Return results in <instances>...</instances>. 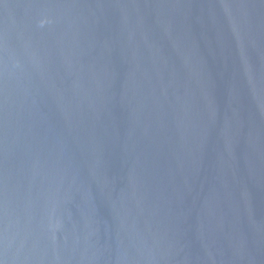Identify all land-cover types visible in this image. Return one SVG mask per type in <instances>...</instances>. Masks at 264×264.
Here are the masks:
<instances>
[{"label": "water", "instance_id": "95a60500", "mask_svg": "<svg viewBox=\"0 0 264 264\" xmlns=\"http://www.w3.org/2000/svg\"><path fill=\"white\" fill-rule=\"evenodd\" d=\"M0 264H264V0H0Z\"/></svg>", "mask_w": 264, "mask_h": 264}]
</instances>
